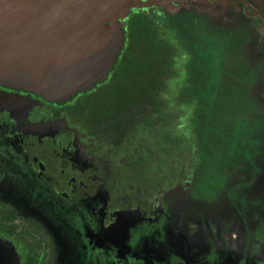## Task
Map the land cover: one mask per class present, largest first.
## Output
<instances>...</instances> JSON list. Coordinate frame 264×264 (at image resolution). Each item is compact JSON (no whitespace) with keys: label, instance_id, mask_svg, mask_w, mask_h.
Returning <instances> with one entry per match:
<instances>
[{"label":"rangeland","instance_id":"1","mask_svg":"<svg viewBox=\"0 0 264 264\" xmlns=\"http://www.w3.org/2000/svg\"><path fill=\"white\" fill-rule=\"evenodd\" d=\"M213 1L144 0L155 3L121 21L156 25L174 47L171 88L180 90L188 143L198 150L192 200H163L152 209L144 198L103 229L113 191L103 200L82 181L60 187L0 138V204L45 228L56 264H264V2L207 4ZM174 155L153 161L139 180L147 187L164 181L162 170L184 163ZM0 264H20L2 237Z\"/></svg>","mask_w":264,"mask_h":264},{"label":"flooded vegetation","instance_id":"2","mask_svg":"<svg viewBox=\"0 0 264 264\" xmlns=\"http://www.w3.org/2000/svg\"><path fill=\"white\" fill-rule=\"evenodd\" d=\"M223 1L228 2L227 7L241 5L237 0ZM248 1L254 8L264 2ZM133 22L123 26V47L106 78L69 101L51 102L29 91L0 85L1 93L24 105L18 117L0 111L3 145L18 152L38 173L60 179V187L79 186L82 181L87 191L100 192L103 200L113 191L101 214L103 229L115 222L128 204L130 208L141 207L145 198L146 207L153 209L163 200L188 201L194 194L192 167L194 170L198 164V150L188 143L192 138L186 131V113L180 109V90L171 88L174 47L158 26L139 28ZM170 153L184 163L162 170L165 182L147 187L139 180V173L146 175L153 161L164 160ZM135 175L133 188L129 183ZM0 237L16 248L20 264H26L34 244H43L50 263L56 264V248L45 228L2 204Z\"/></svg>","mask_w":264,"mask_h":264},{"label":"water","instance_id":"3","mask_svg":"<svg viewBox=\"0 0 264 264\" xmlns=\"http://www.w3.org/2000/svg\"><path fill=\"white\" fill-rule=\"evenodd\" d=\"M152 3L0 0V85L51 102L71 100L106 78L123 47L121 21L131 10ZM23 109L19 99L0 92V111L18 117Z\"/></svg>","mask_w":264,"mask_h":264},{"label":"trees","instance_id":"4","mask_svg":"<svg viewBox=\"0 0 264 264\" xmlns=\"http://www.w3.org/2000/svg\"><path fill=\"white\" fill-rule=\"evenodd\" d=\"M27 236H30L28 233ZM48 253L43 244H34L27 255L26 264H51Z\"/></svg>","mask_w":264,"mask_h":264}]
</instances>
